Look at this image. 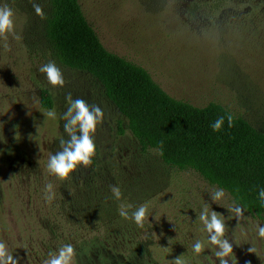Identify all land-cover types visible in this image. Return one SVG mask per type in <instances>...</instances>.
<instances>
[{"label":"rangeland","instance_id":"374dc122","mask_svg":"<svg viewBox=\"0 0 264 264\" xmlns=\"http://www.w3.org/2000/svg\"><path fill=\"white\" fill-rule=\"evenodd\" d=\"M77 1L103 47L145 69L169 96L197 107L220 104L264 131V28H245L250 25L249 0ZM253 2L264 10V0ZM0 3L13 9L19 37L0 36V240L19 257L18 264H43L49 252L65 243L73 245L75 264H97L88 250L80 251L81 242L92 239L107 244L114 255L121 253V260L138 241L147 245L146 257L153 264H174L178 257L188 264H218L213 246L199 256L191 250L194 240H206L198 221L204 202L224 219L225 237L233 242L229 264H264V238L256 236L262 220L246 211L236 219L228 210L232 200L227 193L213 203L215 186L192 171L164 165L154 150L142 151L99 84L55 60L41 17L22 0ZM36 3L44 9L42 0ZM49 60L61 69L63 87L51 86L38 72ZM42 91L58 114L66 109L68 93L103 109L93 136L98 157L93 173L88 166H78L65 180L48 173L49 153L59 151V140L68 136L62 120L44 115ZM87 181L94 187L90 194L116 211L83 218L73 207L60 209L62 185H71L76 195ZM48 182L53 184L52 200L44 191ZM113 185L120 186L123 202L148 207L143 227L118 216ZM250 246L255 253L248 252Z\"/></svg>","mask_w":264,"mask_h":264},{"label":"trees","instance_id":"16d2710c","mask_svg":"<svg viewBox=\"0 0 264 264\" xmlns=\"http://www.w3.org/2000/svg\"><path fill=\"white\" fill-rule=\"evenodd\" d=\"M22 1L35 15L30 0ZM42 1L44 38L52 56L64 67L85 73L99 84L142 151L154 150L164 165L192 171L209 185L223 187L231 200L236 199L244 211L264 222V206L256 195V186H264V131L220 104L209 102L197 107L169 96L145 69L103 47L77 0ZM253 1H248L250 25L245 28L254 32L257 27L264 28V10ZM40 103L45 109L51 107L46 91H42ZM228 113L233 116L232 126L228 127L225 120L222 129L213 132L211 122ZM161 144L162 151H157ZM97 158L96 152L87 168L90 174L98 165ZM70 188L62 185L61 210L71 211L73 207L74 213L83 214V218L116 211L104 198L90 194L94 189L91 181L84 182L76 195ZM50 226L48 231L52 233L55 227ZM81 246L80 251L88 250L97 264H153L146 257L147 245L138 241H133V248L122 260L121 253L114 255L98 239L81 242ZM123 248L127 249L125 245Z\"/></svg>","mask_w":264,"mask_h":264},{"label":"clouds","instance_id":"9594fccd","mask_svg":"<svg viewBox=\"0 0 264 264\" xmlns=\"http://www.w3.org/2000/svg\"><path fill=\"white\" fill-rule=\"evenodd\" d=\"M34 13L38 17L45 14L35 0H30ZM15 13L7 4L0 3V36L13 35L15 37ZM19 38V37H15ZM6 46V45H5ZM38 72L44 74L47 82L54 87H63L65 84L64 76L56 62L49 60L39 66ZM66 109L63 113L58 114L55 108H49L44 115L55 121L62 120L64 132L67 134V140H59L60 150L54 154L49 153L47 159L48 173L59 180H65L69 177L78 166H88L92 163V158L96 153L94 143V133L97 125L103 119V109L97 104H89L82 98H73L71 93L65 96ZM227 120L228 127L232 126L233 116H217L211 122L210 128L213 132L220 131ZM157 151H162V144L158 146ZM46 199L52 200L54 196L53 184L48 182L44 185ZM112 199L120 201L117 207V214L125 221L131 220L137 227H143L146 220H149V209L145 204H140L133 208L132 204L122 201V191L119 185L110 187ZM256 195L262 206H264V186H256ZM226 196L223 187H215L211 190L210 198L213 203L221 201ZM228 210L233 217L239 219L244 211L243 206L233 199ZM198 221L202 225V231L206 234L205 239H196L191 244L192 253L199 256L208 246L212 247V253L218 264H229L233 258L232 243L225 237V222L222 215L211 209L209 204L203 203L198 215ZM256 236L264 238V223L256 224ZM248 252L255 253L253 246L248 248ZM75 251L71 243H65L54 251L49 252L48 258L43 264H75ZM207 259V257H205ZM19 257H14L7 244L0 240V264H18ZM174 264H188L186 259L176 258ZM214 264V262H213Z\"/></svg>","mask_w":264,"mask_h":264}]
</instances>
